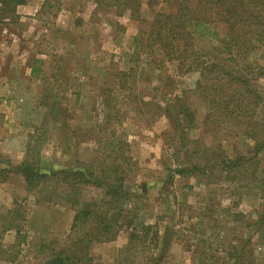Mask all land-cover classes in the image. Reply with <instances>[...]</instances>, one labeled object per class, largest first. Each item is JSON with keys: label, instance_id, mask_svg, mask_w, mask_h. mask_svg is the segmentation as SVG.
<instances>
[{"label": "rangeland", "instance_id": "374dc122", "mask_svg": "<svg viewBox=\"0 0 264 264\" xmlns=\"http://www.w3.org/2000/svg\"><path fill=\"white\" fill-rule=\"evenodd\" d=\"M141 3L145 19L167 5ZM12 18L0 35V166L15 168L30 157L57 168L113 161L129 170L126 183L132 189L140 182L152 187L131 196L124 209L129 214L123 215L134 220L137 231L141 222L155 224L168 238L160 264H196V246H209L222 261H232L235 238L247 236V224L264 202V76L254 82L261 100L243 122L229 123L231 131L224 120L218 128L203 126L205 108L192 93L198 73L180 76L175 62L158 66L143 48L136 54L139 20L96 9L94 0H25ZM215 44L199 42L204 49ZM263 59L258 48L247 63L263 65ZM175 95L181 96L177 105L187 109L181 114L173 106V118L185 124L192 112L194 131L183 133L170 124L166 107ZM249 124L257 136L241 131ZM36 141L40 152L32 155L27 142ZM221 147L230 157L243 154L235 174L218 168L175 171L202 165L205 155L217 160ZM41 196L26 190L16 170L0 182V264H43L50 248L63 244L74 211ZM101 196L103 188L93 186L80 192L82 199ZM129 234L124 226L113 240L93 242L91 264H146L143 248L151 250V240L130 245ZM252 242L255 250L244 261L253 257V264H263L262 234Z\"/></svg>", "mask_w": 264, "mask_h": 264}, {"label": "trees", "instance_id": "16d2710c", "mask_svg": "<svg viewBox=\"0 0 264 264\" xmlns=\"http://www.w3.org/2000/svg\"><path fill=\"white\" fill-rule=\"evenodd\" d=\"M24 2L25 0H0V35L1 25L7 24L5 21L8 19H13L16 7ZM94 2L96 9H113L116 15H126L143 24L133 37L136 54L143 48L142 52L149 56L150 62L158 66L165 62H175L176 73L180 76L193 71L198 73L192 93L205 108L203 126L218 128L221 120H224L228 124L226 130L231 131L229 123L238 125L257 108L261 96L254 82L257 76H264V63L253 66L247 63V58L258 48H262L264 54V0H164L167 4L165 8L156 11L150 19L141 16V0ZM212 40L217 41V44L209 49L199 45V42L211 43ZM145 48L148 50L145 51ZM251 66L257 69L255 75L251 73ZM174 98L170 105L172 107H166L170 124L173 127L180 126L183 133L194 131L196 127L191 126L194 119L192 112L187 113L189 118L185 124H179L180 118H173V106H178L177 112L181 114H185L187 109L182 104L177 105L181 102L180 95H175ZM248 127L241 131L257 136L250 124ZM186 138H182L185 139V144ZM27 148L32 155L40 152L37 141L34 144L27 142ZM221 151L217 160L205 155L202 165L181 166L175 168V171L184 173L196 169L202 172L218 168L235 174L242 165L243 154L230 157L222 147ZM37 159L38 157L26 158L15 168L9 167V163L7 167L0 166V182L7 179L11 170H16L21 174L28 192L42 193L40 200L66 204L73 209L74 214L63 244L50 248L43 264H91L93 257L89 255V251L92 243L113 240L124 226L130 231V245L134 243L144 246L148 238L151 240V250L143 248L147 252L146 264H160L165 258L169 241L165 235H160L156 225L141 222L139 232L134 220L125 219L123 215L124 212L129 214L124 209L130 197H136L140 192L147 193L151 185L140 182L135 184L138 190L132 189L126 183L129 170L118 168L112 164L113 161L102 162L95 168L87 163L82 167L73 163L57 168L52 164H40ZM85 186L103 188V196L82 199L80 192ZM261 205L256 220L247 224L251 231L246 233V237L239 234L235 238V245H230L233 249L230 253L234 257L232 261H222L218 252L207 251L209 246H196L194 251H198V257L200 256L196 264H253L252 256L250 263L244 260L245 255L255 250L253 237L262 234L264 241V202ZM44 247L47 248L46 245Z\"/></svg>", "mask_w": 264, "mask_h": 264}]
</instances>
